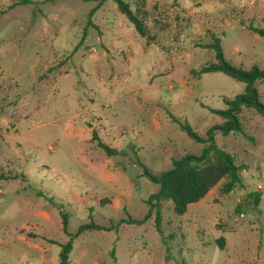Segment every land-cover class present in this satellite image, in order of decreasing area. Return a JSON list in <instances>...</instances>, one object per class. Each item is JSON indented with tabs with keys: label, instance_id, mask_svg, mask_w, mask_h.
I'll return each instance as SVG.
<instances>
[{
	"label": "rangeland",
	"instance_id": "1",
	"mask_svg": "<svg viewBox=\"0 0 264 264\" xmlns=\"http://www.w3.org/2000/svg\"><path fill=\"white\" fill-rule=\"evenodd\" d=\"M124 1L145 11L150 44L113 0H0V174L26 177L0 180V264H61L91 224L109 230L75 238L67 264H264V117L253 109L243 133L214 132L245 167L232 192L223 180L183 216L164 202L162 234L155 212L121 223L143 219L159 190L145 168L159 175L203 149L178 122L205 138L244 92L223 73H192L214 62V36L233 65L264 69L251 30L264 29V0Z\"/></svg>",
	"mask_w": 264,
	"mask_h": 264
},
{
	"label": "trees",
	"instance_id": "2",
	"mask_svg": "<svg viewBox=\"0 0 264 264\" xmlns=\"http://www.w3.org/2000/svg\"><path fill=\"white\" fill-rule=\"evenodd\" d=\"M97 1L103 5L108 0H84ZM119 11L132 23L136 31L142 37H147L150 44L152 37L146 23L144 22V10L140 7L134 10L129 2L124 0H113ZM34 0H12L10 9L18 6L33 4ZM94 12V11H93ZM251 30L264 37V29L253 28ZM205 48L214 51L215 60L202 66L199 71H192L193 74L203 75L207 73H223L233 80L245 85L244 92L233 99H225L227 108L223 111H216L224 120L222 125H217L207 132V136L198 135L188 123H179L181 129L188 134L195 142L203 144L204 147L199 154H187L179 159H174L172 167L159 175H155L147 168L144 170L146 176L151 182L159 185V190L152 194L146 201L150 209L148 214L140 220L129 218L121 223L141 225L147 222L152 213L155 212V224L157 230L162 234V204L170 202V210L175 216H183L187 213L192 204L203 200L211 190L218 186L223 180H226L222 187L225 194L232 192L237 184H240L241 172L245 170L244 166L238 165L236 158L229 152L220 148L214 140V132L221 131L223 135L228 136L231 133H243V126L240 121V115L243 109H253L264 117V103L257 88V83H264V69L254 65L250 70H244L229 62L224 54L221 39L214 36L213 42ZM93 140H98L99 148L103 149L108 156L118 155L120 152L108 145L102 143L97 134H93ZM23 178L25 175L20 173L0 174V180H15ZM257 205L260 201V193H256ZM240 212V207L237 208ZM64 230H67V216L62 214ZM89 229L109 230L107 227L95 226L94 224L81 226L78 232L71 240L63 246L61 254L62 263H68V255L73 249V241L84 231ZM221 249H224V239L218 241Z\"/></svg>",
	"mask_w": 264,
	"mask_h": 264
}]
</instances>
